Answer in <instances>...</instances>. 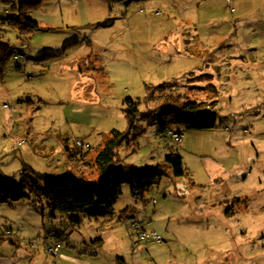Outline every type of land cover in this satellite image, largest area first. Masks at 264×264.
Returning <instances> with one entry per match:
<instances>
[{
  "label": "rangeland",
  "instance_id": "obj_1",
  "mask_svg": "<svg viewBox=\"0 0 264 264\" xmlns=\"http://www.w3.org/2000/svg\"><path fill=\"white\" fill-rule=\"evenodd\" d=\"M20 8L38 24L28 36L14 20ZM181 36L193 41L184 51L174 46ZM0 43L21 56L0 74V175L13 184L25 167L96 180L112 130L128 132L118 165L179 155L186 171L170 172L146 202L124 184L115 213H133L121 219L70 225L43 199L0 204V264H264V0H0ZM207 52L219 93L206 75H184L203 68ZM162 83L147 105V87ZM170 95L216 105L224 122L181 130L179 146L139 117L145 133L128 130L126 98L144 112ZM76 146L87 151L83 165L70 162L66 147ZM134 225L162 241L139 240Z\"/></svg>",
  "mask_w": 264,
  "mask_h": 264
},
{
  "label": "trees",
  "instance_id": "obj_2",
  "mask_svg": "<svg viewBox=\"0 0 264 264\" xmlns=\"http://www.w3.org/2000/svg\"><path fill=\"white\" fill-rule=\"evenodd\" d=\"M30 8L25 10L20 8L17 17L14 16L16 22L20 17L16 26L24 36L38 29V24L27 17ZM104 25L107 23L98 24ZM14 56L15 53L8 45L0 43V74L5 70L7 60ZM166 84L168 83L148 86L145 103L150 104L153 91L162 89ZM139 104V100L131 98L123 101V112L129 124L128 130L133 129L138 133H145V129L143 126H135L137 117L147 125L157 126L158 133L165 136L172 128L184 131H211L216 130L224 122L212 108L203 107L195 100L183 99L180 95L161 98L158 108H147L144 112L139 110ZM127 136L128 132L111 131V137L98 149L94 159L92 169H96L98 176L94 181L72 171H66L62 175H40L29 167H25L23 171L34 174L33 178L23 173L18 185L0 175V204L24 200L38 202L43 199L53 212L66 215L70 225H80L84 218L132 217L133 209L129 207L122 210L119 215L115 213L114 207L124 184H129L130 194L135 201L146 202V196L153 186L168 178L170 172L173 177H181L186 171L183 159L179 155H171L164 164L155 166L118 165L116 149ZM3 240L0 235V243Z\"/></svg>",
  "mask_w": 264,
  "mask_h": 264
},
{
  "label": "crops",
  "instance_id": "obj_3",
  "mask_svg": "<svg viewBox=\"0 0 264 264\" xmlns=\"http://www.w3.org/2000/svg\"><path fill=\"white\" fill-rule=\"evenodd\" d=\"M108 25V24H107ZM194 38V37H193ZM175 41V43H174V46L175 47H177V49H180V43H182V46H185V47H183L184 49H180V50H185V49H188L187 47L188 46H186L185 45V43L186 44H188V42H193L192 41V39L190 40V39H188V38H184L183 36H181V37H178V39H176V40H174ZM169 46L170 47H174V46H172L171 44H169ZM176 49V50H177ZM191 54V53H190ZM17 57V58H16ZM31 57V56H30ZM42 57V56H41ZM41 57H38V58H32V62L34 61V62H36V63H38V62H40L38 59L39 58H41ZM14 58L15 59H20L21 58V56L20 55H16L15 54V56H14ZM211 62H212V58L210 57V55H209V53L207 52V55L205 56V59H204V61H203V64L205 65L203 68H200V69H198V70H195V71H189V72H187V73H185L184 75H186V74H188V73H192V72H196V73H198V74H204V75H206L207 77H208V79H207V83H206V86H211V89L213 88V89H215L216 91H218V93H219V86L218 85H214L213 83H210L209 81H210V77H211V75L209 74L210 73V71H211V69L209 68L208 69V67H209V65L211 64ZM207 64V65H206ZM18 69H20V67H18ZM218 71V70H217ZM183 75V76H184ZM182 76V77H183ZM203 83H201V85L200 86H204V85H202ZM217 86H218V88H217ZM214 92V91H213ZM215 102H217V98L215 99ZM198 103L199 104H201L202 105V103L201 102H199L198 101ZM204 106V105H203ZM215 107H216V105H214ZM204 107H206L207 108V106H204ZM209 107V106H208ZM215 107H213L212 109L214 110L215 109ZM209 109H211V107L209 108ZM216 111V110H215ZM77 147V149H73V150H71L70 148H68V147H66V150H67V152H68V154H69V158H70V162L72 163V164H75V165H78V163L76 164V162H79V164L81 165H83V164H85L82 160L81 161H79L80 160V158L84 155V154H87V151H84V150H82L81 148H78V146H76ZM46 146L45 145H43V147L42 148H40V152H41V150L44 152V155L45 154H47L48 152H50V150L48 149V148H46ZM13 152V151H12ZM3 153V155H7L6 154V152H2ZM10 154V153H9ZM85 156V155H84ZM82 159V158H81ZM84 159V158H83ZM86 170V169H85ZM80 174H81V172H80Z\"/></svg>",
  "mask_w": 264,
  "mask_h": 264
},
{
  "label": "built area",
  "instance_id": "obj_4",
  "mask_svg": "<svg viewBox=\"0 0 264 264\" xmlns=\"http://www.w3.org/2000/svg\"><path fill=\"white\" fill-rule=\"evenodd\" d=\"M166 137L169 138L171 141H173L174 144L177 146H179L182 143V132H181V130H176V129L172 128V129L167 131ZM76 144L78 146L83 145L80 142H77ZM151 202L155 203V199ZM133 227L138 232L137 237L139 240H147L148 238H151L155 242L162 241V238L159 235H157L155 232L151 233V234H147L145 232H141L142 229L139 226L134 225ZM49 250L53 256H57L59 254V246L58 245L53 247V248H50Z\"/></svg>",
  "mask_w": 264,
  "mask_h": 264
}]
</instances>
